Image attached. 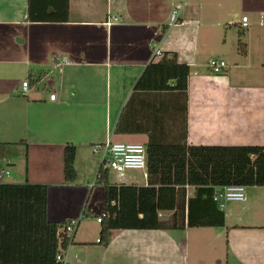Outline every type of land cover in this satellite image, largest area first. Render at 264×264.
Segmentation results:
<instances>
[{
	"label": "crops",
	"instance_id": "obj_1",
	"mask_svg": "<svg viewBox=\"0 0 264 264\" xmlns=\"http://www.w3.org/2000/svg\"><path fill=\"white\" fill-rule=\"evenodd\" d=\"M176 6L179 23L168 25ZM155 48L188 64L185 105L174 91L133 89L145 65L161 58ZM204 49L212 56L198 62ZM211 57L226 61L222 72L211 71ZM106 137L264 145V0H0V169L12 177L3 182L45 183L50 222L83 215L100 196L103 211L104 188L89 183L97 172L91 177V145ZM20 141L27 165L17 173ZM65 144L75 146L71 181ZM142 173L139 182L126 173L119 182L146 185ZM185 187L192 196L194 187ZM220 211L214 226L114 228L97 256L73 251L99 243L78 223L63 264H264V185L245 186L244 198Z\"/></svg>",
	"mask_w": 264,
	"mask_h": 264
},
{
	"label": "trees",
	"instance_id": "obj_2",
	"mask_svg": "<svg viewBox=\"0 0 264 264\" xmlns=\"http://www.w3.org/2000/svg\"><path fill=\"white\" fill-rule=\"evenodd\" d=\"M237 44L244 54L245 44L240 39ZM173 55L163 54L158 60L149 61L133 89L174 91L185 105L189 66ZM18 143L26 156V142ZM74 154L75 146L65 144L66 181L76 176ZM97 173V183L104 188L98 242L106 245L114 228L175 229L222 224V220H216V213L222 217L220 208L212 200L215 186L264 185V145H194L149 139L146 185L111 183L108 170L100 164ZM186 185L194 187L192 196L186 197ZM161 210L172 213L161 219ZM63 222L47 219L45 183L0 182V264H63L56 254L72 242V235L59 231Z\"/></svg>",
	"mask_w": 264,
	"mask_h": 264
},
{
	"label": "built area",
	"instance_id": "obj_3",
	"mask_svg": "<svg viewBox=\"0 0 264 264\" xmlns=\"http://www.w3.org/2000/svg\"><path fill=\"white\" fill-rule=\"evenodd\" d=\"M179 6L172 9L168 25H173L179 23ZM109 22V21H108ZM240 30L242 33L246 32L249 23L246 15H242L240 18ZM154 57L160 56L162 53L158 48L154 49ZM208 66L214 73H220L227 66L225 60L221 58L212 57L208 60ZM28 89V81L23 80L21 82V90L25 92ZM56 98L55 92L49 93V99L54 100ZM91 151L94 155L99 157V164L102 168L114 173L120 174V179L127 170L131 169H141L146 170V145L143 143L135 142H124V141H114L110 137H106L103 141L94 142L91 145ZM9 174L7 168L0 169V182H3L4 177ZM97 175L91 179L90 185L97 183ZM121 180L111 181V183H120ZM187 186V185H186ZM245 185L238 183H230L221 186H215L212 200L216 202L217 206L221 208L225 201L228 200H242L244 198ZM81 216V215H80ZM72 217L63 222V225L59 228V231H64L67 235H73L76 227L79 223V217ZM101 216L96 218L100 221ZM98 241V238L96 239ZM65 250H60L56 254L57 260L64 261Z\"/></svg>",
	"mask_w": 264,
	"mask_h": 264
},
{
	"label": "rangeland",
	"instance_id": "obj_4",
	"mask_svg": "<svg viewBox=\"0 0 264 264\" xmlns=\"http://www.w3.org/2000/svg\"><path fill=\"white\" fill-rule=\"evenodd\" d=\"M202 46V45H200ZM210 51L209 50H202L201 51V54L200 56L197 57V61L198 62H204V60L206 58H208L209 56H212L210 55ZM212 58V57H211ZM20 150V154H19V159H18V162L16 163L17 164V173L21 171V173L23 171H25L26 169V165H27V153H26V156H25V151H24V147L21 146L19 148ZM99 157L97 155H95L94 157V161L96 163V168L93 170L92 174H91V177L94 176L95 174V171L97 169V165L99 164ZM17 159H14V161H16ZM143 170L141 169H131V170H127L125 173L129 176V178H133V179H137V181H141L142 179V175H143ZM124 173V174H125ZM15 174V173H14ZM20 176V175H18ZM109 176H110V180L111 181H115L116 178L118 180H120V174L118 173H114L113 171H110L109 172ZM20 178V177H19ZM3 180H12V177H4ZM96 186H99L100 189H102V187L100 186V184H96ZM90 200L93 199V198H89ZM89 200V201H90ZM91 202H89V206H88V209L86 208V211L85 213H83V215H81L79 217V227L78 229H82L83 232L85 233V236H87V238H91V239H88L89 241L91 240L92 242H95V238L97 236H99V233H98V229H99V222L96 221V216H101L103 211L101 210V204H102V199H101V196L99 197V204L98 206L97 205H94V204H90ZM94 203V202H92ZM87 212V213H86ZM87 248H82V249H79V248H73V251L75 252L76 249L77 250H82L81 252L83 253H87L89 254L90 256L92 255H96L97 256V253L98 251L100 250L101 248V243H89L87 244ZM187 250H188V240H187Z\"/></svg>",
	"mask_w": 264,
	"mask_h": 264
}]
</instances>
